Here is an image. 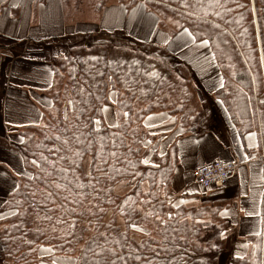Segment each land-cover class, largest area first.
<instances>
[{
	"label": "trees",
	"instance_id": "obj_1",
	"mask_svg": "<svg viewBox=\"0 0 264 264\" xmlns=\"http://www.w3.org/2000/svg\"><path fill=\"white\" fill-rule=\"evenodd\" d=\"M47 1L34 0L35 8ZM58 1L65 17L81 22L100 17L111 0ZM117 1L129 10L144 5L162 28L161 16L170 17L195 44H206L222 81L213 97L241 140L256 132L264 143V0ZM115 34L122 35L90 33L49 60L50 107L41 123L21 131L15 147L26 172L0 205V264H41L44 250L73 264H219L222 253L194 245L206 229V204L175 205L176 146L164 154L150 149L153 137L143 127L171 108L155 104L158 94L175 90L176 81L187 85L180 75L190 78L191 69L162 45L108 42ZM192 87L190 95L180 90L186 108L188 97L197 102L201 94ZM110 104L113 126L104 118ZM198 104L201 115L203 100ZM186 108L176 111L195 116ZM120 183L130 186L124 195L114 191ZM247 243L249 252L229 255L228 264H264V233Z\"/></svg>",
	"mask_w": 264,
	"mask_h": 264
},
{
	"label": "crops",
	"instance_id": "obj_2",
	"mask_svg": "<svg viewBox=\"0 0 264 264\" xmlns=\"http://www.w3.org/2000/svg\"><path fill=\"white\" fill-rule=\"evenodd\" d=\"M48 1L35 8L34 0H0L2 201L15 189L18 178L25 175L23 159L15 147L22 139L21 131L29 125L41 123L43 111L51 104L48 93L53 82L52 67L49 63L52 48L62 47L67 52L69 47L77 42L76 38L100 32L121 33L137 42L148 43L144 37L148 30L145 22L153 18L152 25H155L156 29L159 25L158 18L152 17L155 15L148 12L142 4L130 9L125 26L127 27L131 16L132 29L137 26L133 17H137L138 24L143 26L138 32H128L123 27L111 25L115 18L120 19L117 14L123 9L119 7L108 8L100 17H91L93 20L88 23L76 24L80 22L65 18L59 1V10L54 7V3L48 4ZM49 10H54L56 15H60L61 25L60 18L54 19L53 15L52 19L50 13H47ZM97 18L99 20L94 21ZM55 20L63 31L62 35L61 31H56L58 28L49 27L54 25ZM140 20L143 23H140ZM70 26H74V30L68 33ZM88 26L91 28L88 29ZM184 31L186 30L178 34L184 46H187L190 39L195 45L191 35ZM160 38L159 41L153 40L149 43L165 46L175 58V37L170 38L162 33ZM200 44L202 43L196 45ZM200 48L203 57H191L183 61L196 76V86L205 92L201 117L196 120L194 116H188L183 120L182 113H175L173 109L148 116L143 122V127L145 133L153 138L149 139L146 145L159 154L166 153L173 145L176 146L178 164L172 179L175 205L198 207L205 203L208 207L203 221L206 229L211 227L217 230L218 240L229 244L224 250L226 253L245 255L250 250L248 237L264 233V143L260 142L256 132L247 134L244 140L235 133L223 108L213 97V92L222 84L218 68L212 60V55H209V48ZM179 57L181 60V56ZM218 160L236 163L238 168L235 176L219 189H193L192 172Z\"/></svg>",
	"mask_w": 264,
	"mask_h": 264
},
{
	"label": "rangeland",
	"instance_id": "obj_3",
	"mask_svg": "<svg viewBox=\"0 0 264 264\" xmlns=\"http://www.w3.org/2000/svg\"><path fill=\"white\" fill-rule=\"evenodd\" d=\"M81 1V0H80ZM117 0H111L109 5L105 8L104 12L110 8V7H119L120 9H123V10H120V12L117 14L118 17H120V19L118 18H115V21L113 23H111L112 26L114 27H117V28H121L123 27L124 30L126 31H130L132 32V30L135 32L137 31H140L141 27L143 26V24H138V18L137 17H133L134 21L133 22H136L137 23V26H136V29H132V16L129 20V23L127 25V27L125 26V23H126V19L128 18V14L130 13L128 8H126L125 6L123 5H119L117 4ZM54 3V7H56L57 10H59V7H58V0H49L48 1V4H53ZM50 5H48L49 7ZM50 11V12H49ZM47 13H50L52 19H53V15H54V19H59L60 18V25H61V17L60 15H56V13H54V10H49ZM59 13V11H58ZM65 13V12H64ZM89 13V12H88ZM90 14V13H89ZM120 14V16H119ZM58 16V18H57ZM152 17H155L157 18L156 16H152ZM67 18V17H65ZM81 19H88L87 21H81L80 23H76V24H81V23H88L90 22L91 20V17H87L86 15L83 16V17H79ZM69 19V18H67ZM96 20H99L98 18L97 19H94V21ZM153 20V18H152ZM152 20L150 21H147L145 22V27H148V30H146V34L144 35V37L146 38V42H150V41H153V40H160V35L162 33H164L166 36H170V38H174L175 37V58H179V56H181V60L185 61L187 60L188 58L190 59L191 57L192 58H199V57H203L204 54H203V51L200 50L201 46L202 48H207V45L202 43L200 44V46L198 45H194L192 42H191V39L189 40V42L186 44L187 46H184L183 44V40L181 38V36L178 37V34L183 31V30H177V23L175 21H173L170 17H163L161 16V21H162V24H163V28L162 27H159V25L157 26V29H156V26L155 25H152L153 22H151ZM56 21L55 20V23L54 25L50 26L49 27H52L53 29H57L56 31L57 32H60V26H57L59 25L58 23L56 24ZM67 21H70V20H67ZM140 23H143L142 20H140ZM75 24V25H76ZM103 26V24H102ZM71 27V26H70ZM67 30L68 33H71L73 32L74 30V26L71 27ZM79 27H82V26H79ZM88 29H90L91 27L88 26L87 27ZM80 30H83L82 28H80ZM172 31H175V36H171V32ZM62 32L61 31V34L62 35ZM186 33H188V31H184ZM102 33V32H101ZM161 33V34H160ZM167 33V34H166ZM189 34V33H188ZM116 36H114V38H110L107 39L109 40L108 42H111V43H114L116 45H122V46H127V44L129 43L128 42V39L127 36L125 35H120V34H115ZM98 36L102 37L100 35V33L98 34ZM165 37V36H164ZM116 38L118 39V41L116 40ZM123 38L125 41H120L119 39ZM157 38V39H156ZM79 37L76 38L75 40L78 42L79 41ZM111 39V40H110ZM121 39V40H123ZM116 40V41H115ZM69 45V44H67ZM133 46V45H132ZM52 55H55L57 57H64L66 55V50L63 49L62 47H58V48H52ZM171 54V53H170ZM172 55V54H171ZM211 55V54H209ZM173 56V55H172ZM174 57V56H173ZM213 60V58H212ZM183 61V62H184ZM185 63V62H184ZM186 64V63H185ZM190 68V67H189ZM191 69V68H190ZM192 75L189 74L190 78H188L187 75H185V72L183 71L182 74L180 75V78H181V81L182 79H186V81L189 80V82H187V85H185L183 82H175V90L173 91H167V90H163L161 93H159L158 95L160 96L159 99L160 100H156L157 102L155 104H158V106L163 103L162 105L164 106H168L169 104V109H173V106L176 107L174 108L175 109V113L177 112L176 110H180L181 108L185 109L186 108V103L184 104V98L183 97H186V94L185 93H180V90L181 88L183 87V89H186V91H183V92H187V95H190L191 91H192V86L194 87H197L196 84L194 83V80H195V77L194 74H193V71L191 70H188ZM169 76H172L169 75ZM185 81V80H184ZM192 85V86H191ZM185 86V87H184ZM200 88V87H199ZM192 94V93H191ZM161 95H165V98L162 97ZM199 96H197V99L199 100V102H202V100L204 101L205 100V92L203 91V89H201V94L198 93ZM161 98L164 100H161ZM189 99H191V101H188L189 102V108H186L188 111H195V119L198 120L199 117H201V115H199V113H197L195 107H197V104H198V100L196 102V99L194 100L195 96H193L192 98L191 97H188ZM201 100V101H200ZM196 102V103H193V102ZM146 102L143 104L145 105ZM199 105V104H198ZM193 109V110H192ZM183 111V110H182ZM189 115L184 113V115L181 114V117L183 118V120H185ZM104 118H105V121H106V124H111L109 126H113L115 125V121H116V117H115V114H114V107H113V104H110V105H107L104 109ZM182 120V119H181ZM145 131V130H144ZM89 165V159H87L85 161V164L84 166L87 167ZM25 169V168H24ZM26 172V170H24ZM192 184V183H191ZM193 185V189H200V186L196 185V184H192ZM146 186V185H145ZM130 189V186L127 185V183H120L118 184L115 188H114V191L116 194L118 195H124L126 194ZM3 201L0 200V205ZM1 214H0V236L3 234L2 233V228L4 227L5 224H2L1 223ZM204 221V220H203ZM90 233V230L86 231L84 235ZM79 233H76V236H80ZM199 237H197L195 240H194V245H197V246H200V247H205V248H209L210 250H212V252H217L219 251V253L222 252L221 256H220V260H219V264H228V260L230 261L229 258H227L229 255H232V253H226L227 251H224L226 250V247L229 246V244L227 242H224V241H220L218 240L219 238V234L217 233V230H213L211 227L207 228V229H203L200 233H199ZM82 237V236H81ZM250 249V248H249ZM0 250H1V242H0ZM49 251L48 250H44L42 252H39V260H41V264H48L47 263V259H49V257L51 258V262L52 264H73V259L71 258H61V257H51V253H48ZM225 252V253H223ZM234 255L238 256L239 255H242L244 253H233ZM247 254V253H246ZM245 254V255H246ZM243 256V255H242ZM44 260V261H43Z\"/></svg>",
	"mask_w": 264,
	"mask_h": 264
},
{
	"label": "built area",
	"instance_id": "obj_4",
	"mask_svg": "<svg viewBox=\"0 0 264 264\" xmlns=\"http://www.w3.org/2000/svg\"><path fill=\"white\" fill-rule=\"evenodd\" d=\"M237 168V164L231 161H213L195 169L191 178L194 184L203 189H219L235 176Z\"/></svg>",
	"mask_w": 264,
	"mask_h": 264
}]
</instances>
